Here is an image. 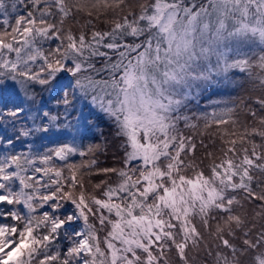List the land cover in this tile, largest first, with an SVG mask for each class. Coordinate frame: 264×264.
Masks as SVG:
<instances>
[{
  "label": "snow or ice",
  "instance_id": "snow-or-ice-1",
  "mask_svg": "<svg viewBox=\"0 0 264 264\" xmlns=\"http://www.w3.org/2000/svg\"><path fill=\"white\" fill-rule=\"evenodd\" d=\"M28 4L0 0V264H264V95L192 111L225 85L264 93V0ZM86 111L119 166L84 143Z\"/></svg>",
  "mask_w": 264,
  "mask_h": 264
},
{
  "label": "trees",
  "instance_id": "trees-1",
  "mask_svg": "<svg viewBox=\"0 0 264 264\" xmlns=\"http://www.w3.org/2000/svg\"><path fill=\"white\" fill-rule=\"evenodd\" d=\"M8 2L11 3L13 2V0H8ZM15 2L18 5L17 12L19 14H26L27 8L30 7V4H28V0H24V3H20V0H15ZM74 27L78 28L79 26H74ZM97 29L107 30V25H105L104 23L98 22ZM85 31L90 32L91 29H86ZM252 47L256 51H258L260 46L252 45ZM248 50H249L248 48L244 49V51H248ZM101 51H108V50L101 48ZM110 55H112L111 52H110ZM112 59H115V56H112ZM105 62H106L105 58L103 57L98 58L97 67H100L101 64ZM234 72H235V75L233 76V79L239 83H245V74L239 73L238 70H234ZM261 95H264V93H261L258 90L252 89L250 85L246 83H245L244 88L242 89L235 88L233 85H225L219 89H214L212 91L204 93L203 97L199 100L197 106L192 108V111H197L198 109L201 112L206 111L210 113L214 107L219 108L223 106L222 104L220 105L214 104L213 103L214 101H226V100L234 101L235 104L237 105H239L240 101L243 100L246 104L251 105L253 108H256L257 105H255V102H254L255 97L261 96ZM85 114L88 115L90 119L94 121L97 127L88 133L89 139L86 140L84 143L85 144L88 142L101 143L102 145L106 147V151L97 154V158L101 162L100 164L101 167L119 166V158L123 155V152H122V149L120 148L121 141L115 135V127L104 116L103 113H99L96 111L88 113L86 111ZM240 119L250 120L251 118L246 116L244 112H240ZM184 131L186 135L191 134V130H184ZM101 133H103V135H101ZM197 139H199V137H197ZM212 139L213 137L211 135H207L203 137L204 143L207 145V147L205 148V147L198 145L197 150L195 152V159L197 160V162L203 161L204 165H207L210 162L209 159L206 157L207 152H213L215 156L220 155L218 151L219 142L217 141L216 144H213L211 143ZM255 139L257 143L261 142L259 137H256ZM81 159H85V158H81L77 156V157H73L72 161L79 162ZM100 179L101 177H93L94 182H98ZM89 188L91 190V186H89ZM64 208L68 212L73 211V206L70 203L65 204ZM91 222L95 223L96 221L92 219ZM100 235L103 236L104 232H101ZM66 243H67L66 241H62L61 247L62 248L65 247ZM189 255L190 257L193 258L194 264H204V261L206 259H210V258H206L205 254L202 251H191L189 252ZM170 258L173 259V261L175 260L174 255L171 253H170Z\"/></svg>",
  "mask_w": 264,
  "mask_h": 264
}]
</instances>
